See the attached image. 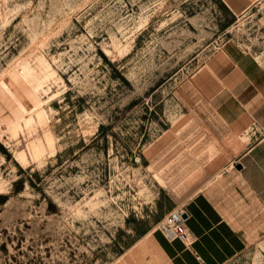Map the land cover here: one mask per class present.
<instances>
[{
    "label": "rangeland",
    "instance_id": "374dc122",
    "mask_svg": "<svg viewBox=\"0 0 264 264\" xmlns=\"http://www.w3.org/2000/svg\"><path fill=\"white\" fill-rule=\"evenodd\" d=\"M263 137L264 0H0V264H121Z\"/></svg>",
    "mask_w": 264,
    "mask_h": 264
},
{
    "label": "crops",
    "instance_id": "0c3cea01",
    "mask_svg": "<svg viewBox=\"0 0 264 264\" xmlns=\"http://www.w3.org/2000/svg\"><path fill=\"white\" fill-rule=\"evenodd\" d=\"M222 1L235 15H242L260 0ZM263 143L264 137L249 143L231 164L235 169L229 166L217 180L178 208L187 214L189 243L169 238L155 228L133 245L121 264H226L260 238L264 211Z\"/></svg>",
    "mask_w": 264,
    "mask_h": 264
},
{
    "label": "bare ground",
    "instance_id": "6f19581e",
    "mask_svg": "<svg viewBox=\"0 0 264 264\" xmlns=\"http://www.w3.org/2000/svg\"><path fill=\"white\" fill-rule=\"evenodd\" d=\"M38 62L40 64V66L42 67V78H36V81L38 82V84L41 85L40 82H44V81H47V80H51V79H55V80H58V81H61L62 78L57 75L56 71L52 70V67L51 65L46 61V59L44 57H39L38 58ZM24 69L26 71V74H30L31 72V67L29 65H25L24 66ZM25 75H22L24 76L25 78L27 77H32V76H25ZM30 96L33 97L32 99L34 100V107H30L28 104L26 103H22V111L20 112L19 115H17L18 119L19 120H22V119H25L23 120L25 122V125L26 126H30L33 122H34V117H32L31 115H29L27 118H24V113L26 114H30L33 110H37V119L39 121L40 124L46 122L47 120V112L43 109L42 107V102L37 99L35 96H33V94L31 92H29ZM51 100V99H50ZM21 127V125L18 123H15L13 124V131L16 132L17 129H19ZM244 139L248 140L247 137H245ZM47 141H48V145L49 146H53V143H54V139L52 136H48L47 137ZM46 150V146L39 142V143H35L33 145V155L37 158L41 157L42 154L45 152Z\"/></svg>",
    "mask_w": 264,
    "mask_h": 264
},
{
    "label": "built area",
    "instance_id": "2783aa9c",
    "mask_svg": "<svg viewBox=\"0 0 264 264\" xmlns=\"http://www.w3.org/2000/svg\"><path fill=\"white\" fill-rule=\"evenodd\" d=\"M184 214L186 213L182 209L170 211L158 224L157 229L169 238L178 239L183 243H189L190 234L186 228Z\"/></svg>",
    "mask_w": 264,
    "mask_h": 264
},
{
    "label": "water",
    "instance_id": "95a60500",
    "mask_svg": "<svg viewBox=\"0 0 264 264\" xmlns=\"http://www.w3.org/2000/svg\"><path fill=\"white\" fill-rule=\"evenodd\" d=\"M183 217L186 219L187 218V214H184Z\"/></svg>",
    "mask_w": 264,
    "mask_h": 264
}]
</instances>
